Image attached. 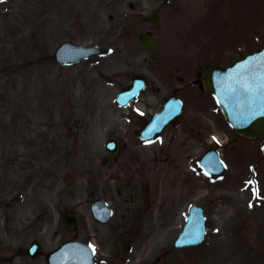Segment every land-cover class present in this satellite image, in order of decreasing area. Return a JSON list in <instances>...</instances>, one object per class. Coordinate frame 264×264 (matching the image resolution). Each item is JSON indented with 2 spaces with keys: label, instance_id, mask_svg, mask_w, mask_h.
I'll use <instances>...</instances> for the list:
<instances>
[{
  "label": "rangeland",
  "instance_id": "obj_1",
  "mask_svg": "<svg viewBox=\"0 0 264 264\" xmlns=\"http://www.w3.org/2000/svg\"><path fill=\"white\" fill-rule=\"evenodd\" d=\"M157 4L0 0V264H47L44 252L72 238L92 243L98 264H264V135L234 131L200 74L264 46V0H182L154 24L144 16ZM142 31L159 33L156 61ZM65 40L106 51L61 65ZM134 74L150 84L122 107ZM172 94L183 115L144 145L137 130ZM112 137L120 151L104 164ZM211 146H222L221 177L199 165ZM96 197L114 208L107 225L92 218ZM192 204L207 209L206 240L169 252ZM71 213L77 228L61 229ZM34 240L43 254L19 255Z\"/></svg>",
  "mask_w": 264,
  "mask_h": 264
},
{
  "label": "water",
  "instance_id": "obj_2",
  "mask_svg": "<svg viewBox=\"0 0 264 264\" xmlns=\"http://www.w3.org/2000/svg\"><path fill=\"white\" fill-rule=\"evenodd\" d=\"M152 19L157 21L156 17ZM139 41L146 46L151 57L156 58V37L142 33ZM102 52L103 49L98 46H81L65 41L57 48L55 58L61 64H70ZM262 58H264V48L246 55L228 67L212 63L204 70L206 89L218 98L230 125L238 132L250 137L264 133V107H261L258 96L254 102L250 100L249 95L243 91V85L244 83L255 85L258 82ZM147 85L146 77L134 76V83L119 94L117 101L121 105L129 104ZM233 89L235 92L232 91ZM181 113L182 102L175 97L170 99L163 111L155 114L140 131V135L143 138H154ZM107 148L111 153H116L119 143L112 138L108 141ZM201 164L213 174H221L225 167L220 152L216 148L205 153ZM92 208L97 219L107 222L111 218L112 210L104 199L94 201ZM76 223L77 220L70 217L64 226L73 229ZM206 231L204 208L192 205L186 218V224L176 238L172 250L201 244ZM21 252L36 257L41 253V245L38 241H34L30 248L21 250ZM46 257L48 264H96L94 248L80 240L66 241L57 249L46 253Z\"/></svg>",
  "mask_w": 264,
  "mask_h": 264
},
{
  "label": "snow or ice",
  "instance_id": "obj_3",
  "mask_svg": "<svg viewBox=\"0 0 264 264\" xmlns=\"http://www.w3.org/2000/svg\"><path fill=\"white\" fill-rule=\"evenodd\" d=\"M232 91L235 92V89H233ZM243 91L249 95L250 100L253 102L257 99L258 96L261 107H264V58H262L261 71L258 82L255 85L244 83Z\"/></svg>",
  "mask_w": 264,
  "mask_h": 264
},
{
  "label": "flooded vegetation",
  "instance_id": "obj_4",
  "mask_svg": "<svg viewBox=\"0 0 264 264\" xmlns=\"http://www.w3.org/2000/svg\"><path fill=\"white\" fill-rule=\"evenodd\" d=\"M171 4H174V5L178 6L179 8L183 5V4H182V0H171V1H170L168 4H166V5H167V7H168V6H170ZM166 5H161V2H159L158 8H159L160 10H162L163 8L166 7ZM145 189H147L146 195L148 196V194H149V189H148V187H146ZM93 193H94V191H93ZM117 193L119 194V187L117 188ZM136 196L139 197V198L141 197V195H140L139 193H136ZM118 244H119V238H118Z\"/></svg>",
  "mask_w": 264,
  "mask_h": 264
},
{
  "label": "bare ground",
  "instance_id": "obj_5",
  "mask_svg": "<svg viewBox=\"0 0 264 264\" xmlns=\"http://www.w3.org/2000/svg\"><path fill=\"white\" fill-rule=\"evenodd\" d=\"M118 116H119V115H118ZM118 116H116V118H114V119L112 118L113 123H115V124L118 123V120H117V119L119 118ZM17 233H22V231L17 230Z\"/></svg>",
  "mask_w": 264,
  "mask_h": 264
}]
</instances>
